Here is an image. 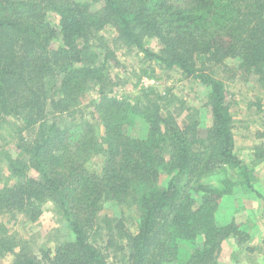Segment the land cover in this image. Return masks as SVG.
Instances as JSON below:
<instances>
[{
  "label": "trees",
  "instance_id": "trees-1",
  "mask_svg": "<svg viewBox=\"0 0 264 264\" xmlns=\"http://www.w3.org/2000/svg\"><path fill=\"white\" fill-rule=\"evenodd\" d=\"M92 2L102 7L0 0V146L17 150L6 157L10 175L0 174V210L36 218L52 202L73 234L42 256L31 238L19 239L9 248L11 264H220L223 240L244 234L216 219L222 198L246 185L264 200L253 185L264 147L252 165L236 153L234 131L243 120L232 114L235 80H225L232 58L264 82V0ZM108 27L111 38L101 34ZM122 48L135 50L141 78L175 69L209 87L210 125L200 126L190 109L179 122V98L151 87L132 100L115 94L107 70L121 64ZM90 90L99 97L85 104ZM98 158L100 170H90ZM224 168L242 180H203ZM127 198L137 209L136 231L123 214H101L105 201Z\"/></svg>",
  "mask_w": 264,
  "mask_h": 264
},
{
  "label": "rangeland",
  "instance_id": "rangeland-1",
  "mask_svg": "<svg viewBox=\"0 0 264 264\" xmlns=\"http://www.w3.org/2000/svg\"><path fill=\"white\" fill-rule=\"evenodd\" d=\"M89 1L93 5V9L97 10L102 7V3ZM101 34L111 38L112 30L108 27L101 31ZM59 41L56 42L58 46ZM150 45L156 49V40H151ZM135 50L122 48L118 51L121 64L110 67L107 71L113 75L110 88H113L115 94L124 95L129 100L140 95L141 87H151L155 89L159 95L172 94L179 98L176 102L181 107L179 122H183L186 112L198 110L200 126L207 127L211 123L210 109L208 107V95L210 88L204 86L193 78H185L177 70H166L158 68L157 79L143 77L137 70V57ZM227 64L232 68L234 75H225V80H232L233 97L232 114L239 125L235 128L236 153L247 163L252 165L255 158L257 148L264 147V82L260 79V75L256 71H240L239 61L236 59H228ZM244 69V68H243ZM138 73L135 77L134 71ZM145 78L150 82L146 83ZM89 99L85 104H89L90 99H97L99 94L95 90L89 91ZM154 100L157 97L155 92L151 94ZM164 103L165 100H160ZM257 103L261 104L262 110L259 109ZM88 112L95 110V105L85 109ZM98 117V114L96 115ZM248 119L249 128L244 126V120ZM168 130V127H163ZM167 132V131H166ZM17 150L10 144L0 146V174L9 176L10 170L7 155L16 156ZM102 159H92L87 166L90 170H100ZM254 187L264 195V162L257 164L255 167ZM234 182H240L237 172L224 168L222 170L213 171L203 180L210 182L212 185L220 186V181L227 177ZM236 180V181H235ZM238 185V184H237ZM137 209L130 202L129 198L124 203L115 200L105 201L101 214H109L111 216H120L121 214L129 218L128 226L132 231H136L138 223ZM216 219L221 224H229L235 222L244 234L230 235L225 238L217 252V259L220 264H264V200L257 196L255 192H250L246 185H238L231 187V193L222 198L220 206L216 210ZM0 238L6 239L3 252L5 257H1L0 264H11L15 255H12L9 248L19 241V239L31 238L33 243L31 248L34 252L42 256L43 250L54 249L60 243L73 239L71 229L65 220L61 218V213L56 210L52 202H44L42 211L36 217L32 218L27 212L22 210H0ZM14 248V247H13ZM182 248L189 250L188 245H182ZM116 259H120L119 256ZM176 264V263H173Z\"/></svg>",
  "mask_w": 264,
  "mask_h": 264
},
{
  "label": "built area",
  "instance_id": "built-area-1",
  "mask_svg": "<svg viewBox=\"0 0 264 264\" xmlns=\"http://www.w3.org/2000/svg\"><path fill=\"white\" fill-rule=\"evenodd\" d=\"M144 80H145L146 83H149L150 82V80L147 79V78H145Z\"/></svg>",
  "mask_w": 264,
  "mask_h": 264
}]
</instances>
